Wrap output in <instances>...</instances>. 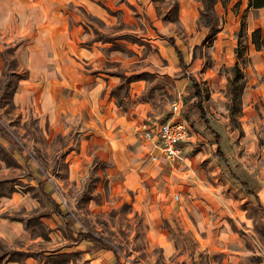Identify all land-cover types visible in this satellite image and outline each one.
Returning <instances> with one entry per match:
<instances>
[{
	"label": "rangeland",
	"instance_id": "rangeland-1",
	"mask_svg": "<svg viewBox=\"0 0 264 264\" xmlns=\"http://www.w3.org/2000/svg\"><path fill=\"white\" fill-rule=\"evenodd\" d=\"M160 7L164 19L174 22L168 33L183 54L201 57L202 104L210 125L220 133L225 161L213 155L215 145L209 135L197 130V123L191 126L200 136L181 143L182 159L158 154L150 159L156 151L143 132L170 116L163 106L159 119L145 122L137 130L139 139L150 141L139 162H148L155 169L147 179L153 180L152 192L146 179L124 196L112 191L111 177L101 169L111 159L94 152L84 157L91 170L76 183L67 167L81 153L83 131L73 132L68 126L53 131L48 122L35 120L31 110L18 109L13 97L27 70L19 66L14 48H6L0 70V123L17 143L9 144L0 136V203L6 206L0 216L6 222L21 219L10 242L15 250L30 252L27 257L13 252L16 264H113L110 252L66 232L35 178L45 182L46 190L64 211L71 212L74 230L90 226L117 248L124 264H264V214L230 175L235 172L255 190L264 183V91H249L264 86V27L258 28L255 47L250 14L257 17V11L247 5L243 8L239 1L229 7L228 15H217L213 7L203 8L200 2L202 13L198 10L194 25L187 28L175 20L174 2L169 0ZM163 37L167 42L165 34ZM159 44H154L155 53ZM169 66L166 81L159 83L161 78H155L148 92L155 89L150 94L162 104L182 99L187 114L183 101L189 88L182 71L172 62ZM258 68L259 75L253 77L251 70ZM143 76L154 78L152 74ZM136 192L137 202L133 200ZM174 193L179 200L173 198ZM157 226L171 242L168 251L148 243L146 228ZM4 257L0 247V262Z\"/></svg>",
	"mask_w": 264,
	"mask_h": 264
},
{
	"label": "crops",
	"instance_id": "crops-1",
	"mask_svg": "<svg viewBox=\"0 0 264 264\" xmlns=\"http://www.w3.org/2000/svg\"><path fill=\"white\" fill-rule=\"evenodd\" d=\"M168 1L0 0V70L4 64L2 51L14 48L19 66L23 65L27 70L26 77L19 78L18 89L13 97L18 109L24 113L31 110L35 120L38 119L40 124L48 122L53 131H62L65 126L73 128V132L83 131L80 132L83 137L80 142L81 153L78 155L82 157L71 159L67 167L76 183L91 170L90 163L84 157L94 152L104 156V159H111L101 169L110 175L112 191L124 196L129 188L138 189L142 184L141 179H146V185L149 184L152 192L153 180L147 179L154 175L155 169L148 162H139L144 151L148 150L146 146L150 141L139 139L137 130L140 126L147 125L145 122L159 119L165 108L163 106H166L170 114V101L162 104V101L159 102L150 94L155 89L148 92V88L154 85L155 78H161L159 83L167 79L169 64L172 62L182 71V80L184 85L187 84L189 93V75L199 86L198 75L202 66L200 56L195 57L191 52L183 54L168 33L174 22L164 19L160 7L164 3L168 4ZM170 1L175 3V20L185 28L194 25L197 12L201 10L200 0ZM237 1L244 8L248 0H227L224 3L215 0L213 9L217 15L225 12L228 15L229 7ZM250 8L257 11V17L250 14L253 22L250 31L264 27V5ZM163 34L166 35L167 42ZM156 42L160 43L157 53L154 51ZM174 47L181 52L183 65L179 63ZM260 70H251L250 73L255 77ZM206 72L207 70H203L201 73ZM149 74L154 75V78L148 80L143 76ZM8 77L6 75V79ZM199 89L201 91L200 86ZM249 91L263 92L264 86L256 85L250 87ZM176 100L182 105V99ZM193 101L192 95L183 101L187 114L181 109V115L190 128L186 141L200 136L191 126L193 123L200 124L197 112L188 108ZM205 115L208 118L206 111ZM211 128L217 132L212 126ZM218 134L220 146L221 136L219 132ZM204 135H209L212 139L211 134ZM0 136L6 138L9 144L17 143L15 137L1 123ZM212 142L216 148V142L213 139ZM35 179L41 193L51 204L54 213L61 218L69 235L77 240H89L99 248L107 250L112 255L113 264H124L119 260L117 248L90 226L74 230L71 212L62 209L55 197L46 190L43 180ZM246 182L253 193L240 189L253 196L261 210L258 204L264 206V183L257 187L256 190L260 193L257 194L248 181ZM235 183L239 186L236 181ZM139 199L136 192L133 200L137 202ZM149 199L153 198L149 196ZM174 199L179 200L178 194ZM56 206L61 213L56 210ZM5 207L0 203V211ZM261 212L264 214L263 210ZM5 220L0 216V247H3L5 255L0 263L16 264V260H12L13 252L20 251L25 257L30 252L15 250L10 242L16 228L22 225L21 219L12 222ZM80 232H90L98 240L82 237ZM145 234L148 243L160 246L163 252L171 247L166 232L159 226L146 228Z\"/></svg>",
	"mask_w": 264,
	"mask_h": 264
},
{
	"label": "built area",
	"instance_id": "built-area-1",
	"mask_svg": "<svg viewBox=\"0 0 264 264\" xmlns=\"http://www.w3.org/2000/svg\"><path fill=\"white\" fill-rule=\"evenodd\" d=\"M181 109L182 105L177 100L170 101L169 118L143 132L156 151L150 154V159H156L157 154L170 159L183 158L181 143L188 139L190 128L187 120L181 115ZM174 198H177V194H174Z\"/></svg>",
	"mask_w": 264,
	"mask_h": 264
},
{
	"label": "trees",
	"instance_id": "trees-1",
	"mask_svg": "<svg viewBox=\"0 0 264 264\" xmlns=\"http://www.w3.org/2000/svg\"><path fill=\"white\" fill-rule=\"evenodd\" d=\"M200 2L202 3V7L204 8H212L213 7V4L215 3V0H200ZM264 5V0H248L247 1V6L248 7H253V8H256V7H260ZM202 9V8H201ZM199 13L201 14L202 13V10L200 11L199 10ZM211 26V25H210ZM212 28V27H211ZM210 28V29H211ZM211 33L213 34L214 32L211 31ZM258 33H259V29H254L251 31L250 33V37H251V41L253 44H255V47H258V42H257V39L259 38L258 37ZM170 43L172 44V39L169 40ZM175 49V53L177 55V58L179 60V63L181 65H183L182 63V60H181V52L176 49ZM189 79L191 81V85H190V92H189V95L192 97H194V101L191 105H188V108L189 109H192L193 111H196L197 114H198V118L200 120V124H199V127L197 128V130L199 132H201L202 134H211L212 135V139L214 140V142H216L217 146L214 150V155L222 160V161H225V156L218 144V141H219V134L218 132H215L211 126L209 125L208 123V118L206 117L205 115V111L202 107V104H201V100H202V93L199 89V86L198 84L196 83V80L191 76L189 75ZM189 96L187 97V100H188ZM230 175L231 177L239 184L240 188L243 189L245 192L247 193H253L252 190L249 188L247 182L245 180H242L236 173L230 171ZM259 207L261 208V210L264 211V206H261L260 204H258ZM56 210L58 212L61 213V210L59 209V207L56 206ZM80 236L82 237H90L91 239H94V240H98V238H96L95 236H93L90 232H80L79 233Z\"/></svg>",
	"mask_w": 264,
	"mask_h": 264
}]
</instances>
